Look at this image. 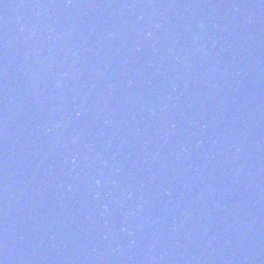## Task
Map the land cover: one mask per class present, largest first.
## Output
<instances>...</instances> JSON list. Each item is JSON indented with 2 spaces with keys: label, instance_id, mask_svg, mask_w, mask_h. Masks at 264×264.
Wrapping results in <instances>:
<instances>
[{
  "label": "water",
  "instance_id": "obj_1",
  "mask_svg": "<svg viewBox=\"0 0 264 264\" xmlns=\"http://www.w3.org/2000/svg\"><path fill=\"white\" fill-rule=\"evenodd\" d=\"M0 264H264V0H0Z\"/></svg>",
  "mask_w": 264,
  "mask_h": 264
}]
</instances>
